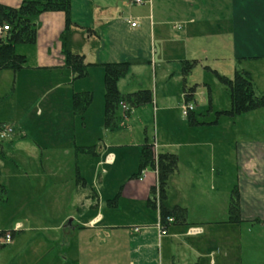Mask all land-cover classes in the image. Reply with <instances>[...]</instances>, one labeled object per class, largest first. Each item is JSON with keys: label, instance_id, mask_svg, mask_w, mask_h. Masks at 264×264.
Masks as SVG:
<instances>
[{"label": "crops", "instance_id": "1", "mask_svg": "<svg viewBox=\"0 0 264 264\" xmlns=\"http://www.w3.org/2000/svg\"><path fill=\"white\" fill-rule=\"evenodd\" d=\"M21 1L0 0V4L18 7ZM104 1L109 2L70 0V19L75 29L71 48L81 53L88 65L82 78H75L64 62L60 35L65 28V14L49 11L37 16L35 43L19 52L26 56L25 66L16 72L0 70V79L6 84L5 91L0 89V102L22 89L21 94L28 96L27 105L21 113L14 105L1 108L0 127L20 128L22 120L30 117L32 124L27 129L42 125L74 130L77 121L84 122L81 114L92 99L80 108L74 106L73 96L91 92L93 98L88 80L98 73L104 81L105 64L131 63L117 81L122 94L149 89L131 84L150 72L155 79L152 104L156 110L168 112L175 107L158 106V101L173 97L177 105L185 101L184 90L177 89L169 97L166 85L176 76V65L182 71L184 60L216 62L228 55L229 48L228 58L235 65L264 61V0H144L141 4H147L145 10L126 16ZM216 1L224 6L216 5ZM201 5L207 6L201 10ZM132 22L136 25L131 26ZM199 45L203 51L195 52L194 47ZM157 70L163 81L161 100L156 92ZM56 92L64 96L65 103L57 95L51 97ZM208 105L207 119L197 118L202 125H190L186 119L192 136L196 130L205 134L218 127L224 116L212 115L229 108L216 107L212 98ZM252 112L264 114V107ZM242 116L229 117L235 131ZM114 127L116 124L110 128ZM5 139H0V151L12 142L24 149L27 154L17 160L26 162L27 170L20 168L24 171L11 194L2 186L0 207L6 210L20 205L27 212L23 217L0 218V233L11 234L8 243L0 242V264H263L252 246L244 263L241 245L244 240L250 244L256 240L252 234L255 226L264 230V140L210 141L203 136L205 141H150L154 156H176L177 167L168 182V201L185 208V215L169 222L166 234L160 235L156 226L160 221L158 203L155 209L148 204L150 189L157 186L156 170L145 169L138 177L134 176L137 172L126 176L116 201H109L111 197L104 200L99 194V168L114 163L113 149L122 151L134 146L140 153L145 141L134 145L105 141L80 145L68 141L67 145V141L36 140L3 144ZM59 146L63 149L58 150ZM70 154L75 161L71 186L69 167L54 164L67 161ZM82 157L93 161L89 177L78 165ZM109 173L101 172L104 178ZM234 192L237 217L232 220L229 208ZM192 228H198V232L191 233Z\"/></svg>", "mask_w": 264, "mask_h": 264}, {"label": "rangeland", "instance_id": "2", "mask_svg": "<svg viewBox=\"0 0 264 264\" xmlns=\"http://www.w3.org/2000/svg\"><path fill=\"white\" fill-rule=\"evenodd\" d=\"M109 5L114 4L117 6L118 11L126 16L128 13H139L141 10H145L147 4H137L134 3L133 0H108ZM225 1V0H224ZM218 3L221 6H224L223 2L216 1V5ZM227 3V2H226ZM207 5H201V10L205 9ZM213 10V9H212ZM199 17H202V14ZM203 20V19H202ZM202 28V27H201ZM181 29H177L176 31H180ZM211 42V41H210ZM207 44V43H206ZM30 47V45H21L17 47V51L20 52L25 50V48ZM208 50H214L213 46H204ZM228 47H230L228 45ZM194 51L202 52V46L194 47ZM231 50L228 48L225 57L219 61H212V60H197L196 64L193 66L191 71L184 76L181 67H177L176 65V76L166 82L167 84V91H169V97L171 96L170 93H177V89L183 92L185 86L188 90V87L194 86V94L193 97L190 98L187 102L186 100L181 105L177 102L175 103V98L172 99H164L162 101L161 92H162V74L160 71L157 70L156 74V92L158 98L161 100L158 101V106L163 104L171 105L175 107L168 112H164L163 110H156L155 105L150 103L142 104L137 107H132L127 104L131 111L129 113L123 112L120 105L116 110V115L118 116L116 127L110 128L111 126L105 125V98H104V81L98 78V73H95L94 77L91 76L90 80H88L90 84V88L93 91V98L91 93V102L88 108H86L82 115L83 123L77 121L74 130L72 129H61V128H42V125H39L40 128L37 129H27L28 124H32L29 118H24L20 128L18 125L12 132L6 136L2 140L3 144H9L10 141H21L24 143L25 141H77V145L80 144H95L96 141H105L106 143L110 144H139L140 142L145 141H205L203 140V136L206 140L210 141H238L242 139L243 141H250V140H264V117L263 113L261 112H247L243 113V118H239L236 122L237 124V131L234 130V127H230L229 117L224 116L221 120V123L218 127H213L212 130L209 132H198L196 130L194 132V136H192L191 128H188L187 120L192 113L196 119L199 118L200 120L207 119L208 114H206V108L209 103V98H212V101L216 104V107L225 109L229 106V96L228 92L218 79L216 78L213 70H217L219 74L225 75L231 78L234 74L235 69L240 66L241 68L247 69L250 71L253 80H254V88L257 94H260L264 85V61H252V62H242L240 64L235 65L234 60L228 58L229 52ZM180 70V71H179ZM180 72V74H179ZM26 75L25 73H22ZM179 75V77L177 76ZM2 78V77H1ZM97 80H96V79ZM155 79L151 76L150 72H144L141 77H137L132 80V84L134 88H149L152 91V98L154 99V92H155ZM5 80L0 79V89L4 88L5 91ZM164 84V86H166ZM22 90V89H21ZM21 90H18V94H14L10 96L8 100L4 102H0V109H6V105L11 107L12 105L15 106L16 112L21 113V111L27 105V98L25 94H21ZM24 90V89H23ZM185 92V91H184ZM58 96L61 102H64V96L58 94V92L51 95ZM12 100L14 103L12 104ZM166 100V101H165ZM46 99L45 102H47ZM73 102V101H72ZM65 103V102H64ZM191 104L193 107V111L189 112L187 115H183V105ZM220 111V110H219ZM257 113V114H255ZM80 115V114H78ZM192 116V115H191ZM215 114L212 115L214 118ZM216 117V116H215ZM226 117V118H225ZM80 119V118H79ZM82 119H80L82 121ZM187 124V125H186ZM193 131V130H192ZM24 133L22 136L21 133ZM197 133V134H195ZM27 135V136H26ZM196 136V137H195ZM10 138V139H9ZM12 138V139H11ZM238 139V140H237ZM129 142V143H127ZM14 142L10 143L7 148H5L4 152L0 151V185L3 186L6 190L8 189L10 194L18 187L19 182L18 177L23 171L20 169L25 168L27 164L26 162H19L17 159H20V156H25L27 153L24 149L18 148ZM21 145V144H20ZM101 145V143H100ZM74 147V146H72ZM59 149H63L62 146L57 147ZM56 148V149H57ZM70 147H67L68 149ZM26 149V148H25ZM56 154V152H55ZM71 158H68L67 161H58L55 162V165L60 166H68V181L71 186V182L73 181L75 176V171L73 170V166L75 164L73 154H70ZM114 163L104 164L99 168L100 177H102L101 181L99 182L100 188L102 189V193H99L104 200L106 198H112L117 192L121 183L126 178V176H130L134 172L138 170V160L140 157L139 150L135 149L134 146L128 147L125 150H115L112 151ZM78 165L81 166V170L83 171V175L87 177L90 176V166L93 163L89 162L86 157H82L78 159ZM177 167V166H176ZM102 171L110 172L107 177L104 178L105 174H101ZM143 173V171L141 172ZM227 200L229 193L227 191ZM9 207V206H8ZM27 212V209L21 207L20 205L13 207H9L6 210H3L0 207V218L6 219L7 216H15L16 217H23ZM252 234L255 235L256 240L254 238V242L250 244V241L244 240L242 241V251L244 252V263L247 262V255L246 252L252 250L258 252L259 254V261L263 262L264 264V230L260 229L259 227L255 226ZM1 236V235H0ZM246 237V235H245ZM250 244V245H249ZM252 246V248L250 247Z\"/></svg>", "mask_w": 264, "mask_h": 264}, {"label": "trees", "instance_id": "3", "mask_svg": "<svg viewBox=\"0 0 264 264\" xmlns=\"http://www.w3.org/2000/svg\"><path fill=\"white\" fill-rule=\"evenodd\" d=\"M49 11H61L65 14V28L60 35L62 52L65 65L72 70L75 78L86 76L88 65L84 62V56L72 50V35L74 25L70 19V0H22L18 7H9L0 4V25H7L8 30L0 38V70L11 69L19 71L25 66L26 56L16 49L18 45H33L36 40L35 19L41 13ZM130 62L109 63L104 65V98H105V125L114 126L118 119L116 110L121 102L132 107L152 102V91L140 89L135 92L122 94L117 87V81L128 71ZM195 60H184L182 62V73L186 76L193 66ZM218 81L225 86L229 96V108L215 112V116L235 117L264 107V88L257 94L254 88L253 78L244 69H236L231 78L219 74L213 70ZM186 102L193 97L194 86H185ZM91 95L88 92L76 93L73 96V104L76 107L84 108L89 104ZM191 115L188 118L190 125H202L196 117ZM215 122V121H214ZM152 143L145 139L140 148L138 171L134 176L145 169L156 170L157 186L150 189L148 204L155 209L158 203L159 216L162 225L165 227L171 221L177 220L185 215V208L178 204L170 205L168 201V182L176 169L177 158L171 153H158L154 156ZM118 192L109 200L116 201ZM4 188L0 186V197L3 196ZM237 194L232 193L230 198L229 219L237 217ZM3 235V232L0 233Z\"/></svg>", "mask_w": 264, "mask_h": 264}, {"label": "built area", "instance_id": "4", "mask_svg": "<svg viewBox=\"0 0 264 264\" xmlns=\"http://www.w3.org/2000/svg\"><path fill=\"white\" fill-rule=\"evenodd\" d=\"M133 1H134V3H137V4H141V3L144 2V0H133ZM135 25H136L135 22H132L131 23V26H135ZM7 30H8V26L7 25H0V38L5 35V33H6ZM119 105H120L121 109L123 110V112L129 113L131 111V108L127 104L121 102ZM182 109H183V111H182L183 112V115H187L189 112H192L193 111V107H192L191 104L183 105ZM11 132H12V129L9 126L2 125L0 127V139H4ZM170 221H171V219L168 218L167 219V222H170ZM156 226H157V228L159 230L160 235H165L166 234L165 226L162 225L161 221H159ZM136 230H138V229L136 228ZM190 232L191 233H196V232H198V228H192ZM10 240H11V234H10V232H5L2 236H0V242H1V244H6Z\"/></svg>", "mask_w": 264, "mask_h": 264}]
</instances>
